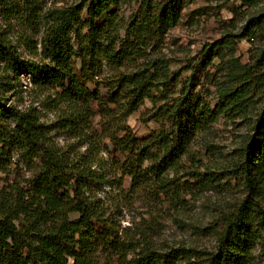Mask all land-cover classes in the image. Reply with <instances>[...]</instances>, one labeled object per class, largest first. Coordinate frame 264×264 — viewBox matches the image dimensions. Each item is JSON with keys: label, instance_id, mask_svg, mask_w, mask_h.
I'll use <instances>...</instances> for the list:
<instances>
[{"label": "trees", "instance_id": "trees-1", "mask_svg": "<svg viewBox=\"0 0 264 264\" xmlns=\"http://www.w3.org/2000/svg\"><path fill=\"white\" fill-rule=\"evenodd\" d=\"M123 1L46 6L24 0L21 29L12 32L35 60H25L12 32L0 30V264H264V11L207 44L197 63L183 61L173 72L165 39L193 0H142L129 20L121 14ZM243 40L262 43L247 62L235 55ZM223 48L233 54L228 60ZM216 58L228 66L217 87L218 109L248 127L229 154L209 141L196 146L208 139L219 113L196 95L194 79L183 81L180 73ZM104 62L111 71L100 77ZM24 73L45 94L54 126L37 106L20 109L11 101ZM147 101L156 126L138 137L129 118ZM55 129L88 148H64L52 138ZM16 153L33 171L30 178L14 164ZM226 177L244 195L225 212L210 252L165 248L154 241L155 209L142 224L123 226L89 194L95 183L122 187L129 179L130 202L139 197L179 210Z\"/></svg>", "mask_w": 264, "mask_h": 264}, {"label": "rangeland", "instance_id": "rangeland-1", "mask_svg": "<svg viewBox=\"0 0 264 264\" xmlns=\"http://www.w3.org/2000/svg\"><path fill=\"white\" fill-rule=\"evenodd\" d=\"M24 0H0V30L6 29L8 32L20 30L18 20L23 14ZM46 6L81 2L82 0H41ZM142 0H124L121 5V14L127 20L133 18L140 10ZM86 10V7H84ZM264 11V0L255 5H242L240 0H193L187 4L183 11L179 23L171 28L167 33L164 52L172 58V71L178 72L182 69L183 61H193L197 63L201 50L210 42L224 36L228 32H239L243 24L253 15H258ZM125 34V29H122ZM11 38L18 46L25 60H35L33 54L26 50L24 44L17 41L14 33ZM78 39L73 36L74 42ZM262 43L256 41L251 44L243 40L239 44V50L235 55L241 56L244 62L258 52V47ZM225 52L226 60L233 54L228 48L222 49ZM111 71L107 63H102L96 71L98 76H106ZM228 66L221 63L218 58L210 66L201 64L195 70L181 71V78L187 81L193 78L196 87V95L208 101L212 108L219 113L218 121L215 123L208 139H199L196 146L202 147L205 141L216 143L220 150L229 154L240 147L244 136L248 132L246 122L237 117L233 122L228 121L223 113L218 109L219 99L217 87L226 80ZM21 86L16 87L9 93L11 101L20 109H26L30 105L37 106L42 112L43 120L54 126L56 122L55 112L46 110L43 107L45 94L36 88L30 79V75L24 73L20 76ZM94 88L93 85H90ZM262 98L256 99L255 105L259 106ZM154 105L147 101L140 109L129 118V124L134 129L138 137H143L156 126L152 119ZM96 126L102 131V123L97 117ZM53 128V127H52ZM52 138L64 148L74 146V149L85 152L86 145L79 146L77 139L70 137L67 132L53 130ZM101 156H106L100 152ZM13 162L16 164L25 178H30L33 171L27 166L21 154H15ZM112 179V174H108ZM228 182L225 184V182ZM114 181V180H113ZM224 185L206 191L205 193L191 198L188 205L179 210H170L161 206H155L150 202H145L139 197L131 202L125 197L130 191V180L127 179L122 187L114 183L98 182L92 186L91 196L103 204L113 217L123 226H133L142 224L147 217V212L153 208L158 213L160 222L154 241L164 246L185 245L194 247L200 251L210 252L216 248L217 237L215 230L219 227L225 212L229 211L237 200L244 195L243 190L238 187L234 180L228 177L223 179ZM76 216V215H74ZM146 224V222L144 223ZM256 264L258 261H254Z\"/></svg>", "mask_w": 264, "mask_h": 264}]
</instances>
